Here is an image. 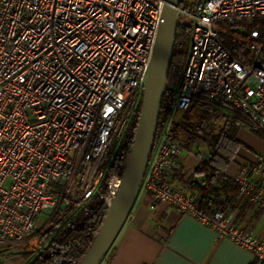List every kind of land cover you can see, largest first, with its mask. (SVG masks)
Instances as JSON below:
<instances>
[{"label":"built area","instance_id":"1","mask_svg":"<svg viewBox=\"0 0 264 264\" xmlns=\"http://www.w3.org/2000/svg\"><path fill=\"white\" fill-rule=\"evenodd\" d=\"M163 3L0 0V251L31 236L42 214L48 222L94 198L111 203L120 175L107 172L142 99ZM177 26L189 34L184 65L139 193L264 264L260 235L172 183L177 157L193 153L179 126L194 99L264 134V0H182ZM232 180L264 209L263 162L241 161Z\"/></svg>","mask_w":264,"mask_h":264},{"label":"trees","instance_id":"2","mask_svg":"<svg viewBox=\"0 0 264 264\" xmlns=\"http://www.w3.org/2000/svg\"><path fill=\"white\" fill-rule=\"evenodd\" d=\"M188 35L185 26H177L167 87L158 117L157 136L171 109L174 87L184 65ZM231 39L232 36L228 38V45ZM140 107L141 101L114 154L107 175H120L125 166ZM241 127L250 128L238 115L230 114L202 99H194L184 114V123L179 126L184 147L190 150L194 146L203 145L209 150L208 158L194 171L202 176V180L190 183L202 210L218 209L225 212L228 206L233 207L238 198L237 186L225 171L237 156L238 149L246 146L237 136ZM252 131L264 137L263 133ZM106 211V204L99 198H94L81 209H68L39 233L40 244L37 249L22 252L25 264H78L92 243ZM251 264H257V261Z\"/></svg>","mask_w":264,"mask_h":264},{"label":"crops","instance_id":"3","mask_svg":"<svg viewBox=\"0 0 264 264\" xmlns=\"http://www.w3.org/2000/svg\"><path fill=\"white\" fill-rule=\"evenodd\" d=\"M242 132L249 134L247 139L245 135L240 137ZM237 136L246 146L238 149L237 156L226 168L231 178L243 160L264 163V146L260 142L264 137L247 127H241ZM190 150L192 154L184 152L177 157L172 183L182 186L186 194L194 195L196 192L190 183L202 180L194 171L208 158L209 150L203 145ZM224 213L235 225L253 230L264 239V209H256L248 198L238 197ZM19 252H12L11 247L0 252L1 264H25ZM254 261L252 252L218 236L211 227L176 208L157 203L150 209L147 195L141 192L99 264H251Z\"/></svg>","mask_w":264,"mask_h":264},{"label":"water","instance_id":"4","mask_svg":"<svg viewBox=\"0 0 264 264\" xmlns=\"http://www.w3.org/2000/svg\"><path fill=\"white\" fill-rule=\"evenodd\" d=\"M182 0H164L133 141L119 187L107 206L98 231L78 264H99L125 222L137 196L157 134L158 117L172 62L177 29V8Z\"/></svg>","mask_w":264,"mask_h":264},{"label":"rangeland","instance_id":"5","mask_svg":"<svg viewBox=\"0 0 264 264\" xmlns=\"http://www.w3.org/2000/svg\"><path fill=\"white\" fill-rule=\"evenodd\" d=\"M181 116V113H177L176 114V117H180ZM240 137L244 136L245 135V138L247 139L248 135L249 134H245V132H242L239 134ZM258 139V138H257ZM247 142L249 144H251L249 142V140H247ZM260 142L262 143V145L264 146V140H261L260 139ZM64 214L62 213H55L52 217H51V220H49L47 222V218H45V215L42 214L40 217H38L36 220H37V224H36V229L34 230L33 234L31 236H29L28 238H26L22 243H20L19 245L17 246H13L11 247L12 249V252H15V251H21L19 253H22L23 251H31V250H35L39 247V244H40V236H39V233L44 230L46 228V226L50 223V222H53L56 218L58 217H61L63 216ZM6 249H3L1 250L0 252H5ZM8 256V255H6Z\"/></svg>","mask_w":264,"mask_h":264},{"label":"flooded vegetation","instance_id":"6","mask_svg":"<svg viewBox=\"0 0 264 264\" xmlns=\"http://www.w3.org/2000/svg\"><path fill=\"white\" fill-rule=\"evenodd\" d=\"M127 132V131H126Z\"/></svg>","mask_w":264,"mask_h":264}]
</instances>
